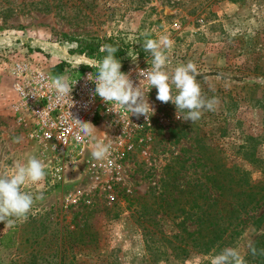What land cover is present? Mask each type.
Returning <instances> with one entry per match:
<instances>
[{"label": "rangeland", "instance_id": "rangeland-1", "mask_svg": "<svg viewBox=\"0 0 264 264\" xmlns=\"http://www.w3.org/2000/svg\"><path fill=\"white\" fill-rule=\"evenodd\" d=\"M146 33L171 40L166 71L195 63L202 94L218 100L215 110L194 123L177 119L175 106L158 101L152 88L149 98L165 128L155 127L148 153L129 155L119 175L102 171L105 160L92 158L93 147L69 165L25 138L10 112L9 50L41 51L49 67L77 66L62 55L84 56L82 47L98 44L92 60L99 61L101 46L111 44L123 52L121 63L142 51L151 68L141 48ZM65 67L68 79L82 74ZM31 156L44 163L46 178L23 190L44 198L13 227L0 223V264H211L212 256L196 250L175 257L159 241L180 228L172 207H157V187L169 166L179 171L172 199L211 166L237 167L264 185V0H0V175ZM57 164L64 166L60 180L51 173ZM262 213L264 204L250 215ZM260 236L264 222L255 229L248 220L236 242L225 245L245 258Z\"/></svg>", "mask_w": 264, "mask_h": 264}, {"label": "built area", "instance_id": "built-area-1", "mask_svg": "<svg viewBox=\"0 0 264 264\" xmlns=\"http://www.w3.org/2000/svg\"><path fill=\"white\" fill-rule=\"evenodd\" d=\"M8 52L13 54L7 68L13 97L10 112L25 138L36 147H41L43 153L53 157V162L72 165L84 150L93 147L99 140L111 145V155L102 163V171L119 175L120 169L132 159L129 155L137 150L143 155L148 153L155 127L165 128V123L156 115L149 98L147 81H142V87L154 110V114H148V119L144 116L137 118L123 108L106 104L98 96L93 97L95 85L87 78L89 73L95 72L93 66L83 71L79 77L68 79L64 76L66 82L73 87L72 104L70 99L58 102L54 90L49 87L50 78L63 76L68 68L65 67L61 74L52 73L50 69L53 66H48L47 57L34 49L24 48ZM3 56L6 57V51ZM134 56V62L121 63V71L129 74L134 86H139L144 78L139 75L138 69L147 70L149 63L137 54ZM73 67L79 70L69 63V69ZM113 110L117 113L110 112ZM72 118L91 123L96 128L93 136L85 137L80 134ZM63 167V164L53 167L51 173L55 179H61ZM123 190L130 192L129 189Z\"/></svg>", "mask_w": 264, "mask_h": 264}, {"label": "clouds", "instance_id": "clouds-1", "mask_svg": "<svg viewBox=\"0 0 264 264\" xmlns=\"http://www.w3.org/2000/svg\"><path fill=\"white\" fill-rule=\"evenodd\" d=\"M171 45L172 42L166 35L158 39H145L143 48L152 57L151 68L138 69L139 75L144 78L139 86H134L129 74L121 71V61L115 56L119 49L111 44L102 45L100 51L105 55L95 62V72L89 73L87 77L95 85L93 97L98 96L106 104L123 108L137 118L144 116L148 119V114H154V110L148 103L142 87V81H147L150 85L149 91L152 88L157 90L158 101L171 102L175 106L177 119L194 123L201 118L203 111L215 110L218 100L215 97L208 99L202 94L200 84L196 80L198 70L195 63L189 61L177 66L172 72L165 70L168 63L165 50ZM49 87L54 90L58 102L70 99L72 104L73 87L66 82L64 76H52ZM72 121L80 134L85 137L93 136L96 128L91 123L78 118H72ZM16 142H19V138ZM110 149V144L97 140L93 144L92 158L105 160L111 155ZM45 178V165L35 156L29 157L26 163L17 162L10 173L0 175V223L11 228L17 220L27 219L34 202L44 197L42 192L34 194L24 191L23 188L29 184H39ZM250 249L252 255H257L254 246L250 245ZM259 254L264 255V249H261ZM211 264H245V260L236 248H224L212 256Z\"/></svg>", "mask_w": 264, "mask_h": 264}, {"label": "trees", "instance_id": "trees-1", "mask_svg": "<svg viewBox=\"0 0 264 264\" xmlns=\"http://www.w3.org/2000/svg\"><path fill=\"white\" fill-rule=\"evenodd\" d=\"M152 39L145 36V39ZM117 48V47H116ZM143 48V45L141 47ZM119 49V48H118ZM99 50L98 44H86L79 51L88 59H93V54ZM70 55L75 53H69ZM139 58L143 52L136 53ZM150 53H146L148 55ZM116 58L122 61L123 52L118 50ZM69 65V63H66ZM63 63L53 66L50 71L61 74L65 68ZM81 72L89 69L87 65L75 66ZM166 169V173L159 179L162 184L157 187V207L167 211L171 208L172 220L180 228L177 234L170 237L161 236L159 241H164L171 252L176 256L187 254L191 250L197 253L213 256V252H220L226 245H233L241 231L252 220L255 229H259L264 222V213L255 218L250 215L259 206L264 204V185L250 179L248 172L231 166H211L203 172V179L189 182L186 190L178 191L177 198L172 199L171 185L176 181L179 171L172 172ZM190 228H193L191 231ZM177 243V245L175 244ZM257 249V255H252L249 248L245 260L256 264H264V255H260L264 249V238L260 236L251 245ZM215 250V251H214ZM176 252L178 255H176ZM164 256L166 259L167 254Z\"/></svg>", "mask_w": 264, "mask_h": 264}, {"label": "crops", "instance_id": "crops-1", "mask_svg": "<svg viewBox=\"0 0 264 264\" xmlns=\"http://www.w3.org/2000/svg\"><path fill=\"white\" fill-rule=\"evenodd\" d=\"M47 50H48V51H51V48L47 47ZM76 57H77V58H76ZM62 58H63L64 60H67V58H69V60H71L72 58H73L74 60H77V61H75V63L77 64V66H78V65L94 66V65L91 64V63L93 62V60L88 59V58H86L85 56H76V54H72V55H70L69 53H67V54H63V55H62ZM69 62H71V61H69ZM95 62H96V61H94L93 63L95 64ZM76 64H75V65H76Z\"/></svg>", "mask_w": 264, "mask_h": 264}]
</instances>
